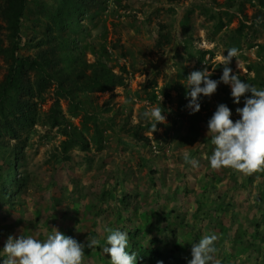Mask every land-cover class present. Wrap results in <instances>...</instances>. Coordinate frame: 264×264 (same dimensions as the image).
<instances>
[{"label": "rangeland", "instance_id": "rangeland-1", "mask_svg": "<svg viewBox=\"0 0 264 264\" xmlns=\"http://www.w3.org/2000/svg\"><path fill=\"white\" fill-rule=\"evenodd\" d=\"M11 2L0 0V87L14 53L44 72L24 70L35 96L14 102L28 100L30 118L12 119V136L0 127V259L10 235L43 241L55 229L85 245L96 238L83 264H109L112 228L131 253L151 241L189 264L191 246L215 234L210 264H264V170L209 165L207 121L219 104L239 119L244 97L234 104L220 84L196 114L185 107L190 73L218 80L230 48L233 73L264 89L260 0H26L18 33ZM98 63L121 85L93 84ZM160 103L166 121L151 133L142 114Z\"/></svg>", "mask_w": 264, "mask_h": 264}, {"label": "clouds", "instance_id": "clouds-1", "mask_svg": "<svg viewBox=\"0 0 264 264\" xmlns=\"http://www.w3.org/2000/svg\"><path fill=\"white\" fill-rule=\"evenodd\" d=\"M260 23V20H257ZM236 48L228 49L227 56L221 55L220 65L222 74L218 80L211 79L212 72L207 68L193 71L187 77L186 109L189 115L200 110L201 97H211L218 85L230 87V94L234 104L243 107L236 109L239 119L233 121L232 111L225 104L216 107L211 118L207 121V134L211 133V143L215 146L209 157V165L213 169L231 168L250 174L264 170V89L242 81L238 74H234L229 63L237 54ZM248 94V95H246ZM165 110L161 103L142 115L151 120L149 130L155 132L157 124L166 121ZM185 163L196 166L190 156H185ZM53 234L45 240L33 236H9L2 249L6 258L0 259V264H83L85 247L91 249L99 245L96 238H87V244L65 236L53 229ZM103 253L110 257L109 264H137L136 254L127 251L129 241L127 233L107 228ZM215 234L206 235L191 246V260L189 264H210L216 252Z\"/></svg>", "mask_w": 264, "mask_h": 264}, {"label": "trees", "instance_id": "trees-1", "mask_svg": "<svg viewBox=\"0 0 264 264\" xmlns=\"http://www.w3.org/2000/svg\"><path fill=\"white\" fill-rule=\"evenodd\" d=\"M11 0H7V2ZM26 0H15L10 3L12 6L10 9V17H12L10 24L16 33L20 31L21 19L24 15ZM260 4L264 7V0H260ZM42 65L38 60H31L27 57L15 56L12 57V64L9 68L8 74L4 80V83L0 87V127L8 134L12 136L11 124L9 123L12 119L18 118L19 120L26 121L30 118L32 109L30 108L29 101L25 103L15 105L14 102L17 99L18 92H26L30 98L35 96L32 88L27 86V78L24 73L28 68L38 69L40 72H44L41 67ZM100 75L99 78L95 75L92 76V83L98 85L99 81L104 79V84L106 88H112L116 85H121V80L117 79L102 63H98ZM38 91V89H37ZM63 92V89H60ZM64 93V92H63ZM65 94V93H64ZM27 95V96H28ZM54 117L52 120V125H58V120L62 118L60 111L56 110L53 112ZM0 128V136L2 134V129ZM2 137H0V140ZM1 143V142H0ZM136 249L132 252L136 254L137 264H185L181 257H175L174 253H165L161 249L154 246L153 242H149L148 247H143L142 244L134 243ZM131 249V248H129ZM129 254H131V250Z\"/></svg>", "mask_w": 264, "mask_h": 264}]
</instances>
